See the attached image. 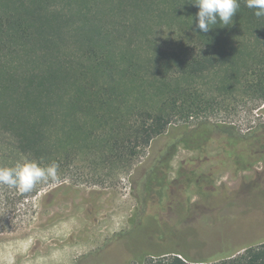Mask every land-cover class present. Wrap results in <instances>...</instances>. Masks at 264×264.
<instances>
[{
    "label": "trees",
    "instance_id": "trees-1",
    "mask_svg": "<svg viewBox=\"0 0 264 264\" xmlns=\"http://www.w3.org/2000/svg\"><path fill=\"white\" fill-rule=\"evenodd\" d=\"M193 2L0 0V155L16 153L17 163L47 167L84 150L103 163H129L170 124L207 113L217 93L240 86V76H250L241 86L264 102V53L252 55L247 45L234 43L247 36L264 46V17L240 0L231 26L218 22L205 33L196 27ZM161 24L175 25L178 50L152 40ZM200 125L197 139L175 138L137 169V220L129 233L116 236L126 241L149 227L141 242L150 246L130 244L126 252L141 264H264V190L250 186L217 201L212 183L227 168L246 171L264 161V121L246 133L206 117ZM210 140L221 151L210 158L209 170L196 173L198 160L183 159L174 192L168 177L177 148L202 150ZM192 184L205 204L213 198L199 210V221L184 194ZM238 217L251 222L245 234L209 235L203 247L183 236ZM111 255L92 253L85 264H102Z\"/></svg>",
    "mask_w": 264,
    "mask_h": 264
},
{
    "label": "rangeland",
    "instance_id": "rangeland-1",
    "mask_svg": "<svg viewBox=\"0 0 264 264\" xmlns=\"http://www.w3.org/2000/svg\"><path fill=\"white\" fill-rule=\"evenodd\" d=\"M154 43L166 50H178L180 43L175 25L161 24L154 29ZM237 46L247 45V52L252 55L264 53L261 40L240 36L235 40ZM254 52V53H253ZM247 59V57H245ZM252 60H248L251 64ZM242 64V63H241ZM240 76V86L233 92H219L215 95L213 107L207 113L186 120L185 123H172L165 132L155 137L148 147L140 148L128 161L129 163H103L96 153L84 150H73L74 160L64 159L57 163L55 179L37 183L29 192H20L16 188L0 185V264H85L88 255L102 252L111 255L105 257L102 264H141L131 258L126 252L128 246L143 250L147 245L145 240L149 227L143 226L129 239L117 237L131 231L140 210V199L137 185L140 166L147 164L149 157L155 156L160 150L177 138L183 140L197 139L203 127L200 120L205 118L216 124L231 125L240 133H246L254 126L264 121V102L253 96L241 86L246 78ZM203 135L204 132H203ZM9 142L8 140L3 141ZM221 151L216 140H210L206 148L199 150L180 145L171 160L172 170L169 173L170 188L176 192V170L183 159L198 160L197 172L209 170L210 158ZM1 155H4L0 151ZM6 154V152H5ZM0 155V165L16 164L19 157L16 153ZM205 158V159H203ZM229 167V166H228ZM213 187H217V201H222L231 195H241L250 186L264 190V161L256 163L251 170L237 171L232 168L216 174ZM209 186H205L208 188ZM212 187V186H210ZM192 184L185 195H189L190 203L196 210L193 217L198 221L200 209L207 204ZM234 206L227 209L235 214ZM249 220L237 218L236 221L220 224L207 229L199 227L197 231H185V239L206 244L208 236L217 233L245 234ZM214 238V237H213ZM216 239V237H215ZM125 242V243H124ZM124 243L123 249L122 245ZM200 246L203 247V244ZM156 250L159 248L155 247ZM115 252V254H114ZM205 251H201V254ZM104 255V254H103ZM127 256V257H126Z\"/></svg>",
    "mask_w": 264,
    "mask_h": 264
},
{
    "label": "clouds",
    "instance_id": "clouds-1",
    "mask_svg": "<svg viewBox=\"0 0 264 264\" xmlns=\"http://www.w3.org/2000/svg\"><path fill=\"white\" fill-rule=\"evenodd\" d=\"M198 7L196 27L207 33L218 22L223 27L233 24V17L240 8V0H194ZM244 5L253 9L257 18L264 17V0H244ZM58 165L53 162L47 167L35 161L16 163L12 167H0V185L16 188L20 192H29L39 182L56 178Z\"/></svg>",
    "mask_w": 264,
    "mask_h": 264
}]
</instances>
